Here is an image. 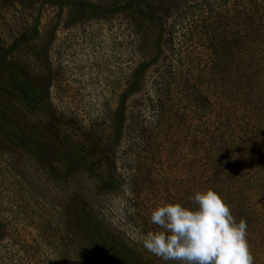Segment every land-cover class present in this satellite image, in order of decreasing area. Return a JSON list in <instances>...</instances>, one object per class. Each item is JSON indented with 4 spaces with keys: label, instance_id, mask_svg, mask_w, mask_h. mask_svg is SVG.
<instances>
[{
    "label": "rangeland",
    "instance_id": "obj_1",
    "mask_svg": "<svg viewBox=\"0 0 264 264\" xmlns=\"http://www.w3.org/2000/svg\"><path fill=\"white\" fill-rule=\"evenodd\" d=\"M122 2L0 0L2 82L29 97L32 87H48L47 104L28 111L25 97L4 94L0 82V264L105 262L89 238L86 224L93 215L142 259L165 264L139 241L157 230L151 212L178 201L175 182L188 179L187 158L171 146L161 148L152 136L147 147L128 129L117 142L111 135L115 110L124 105L126 116L129 105L144 103L156 69L140 79V94L123 98L131 72L157 52L153 34L159 20L142 21V37L133 38L123 15L112 13V5ZM66 120L79 128L71 136L76 148L66 149L87 168L94 153L108 157L116 188L100 192L82 168L67 175L62 147L50 132L52 125L63 130Z\"/></svg>",
    "mask_w": 264,
    "mask_h": 264
},
{
    "label": "trees",
    "instance_id": "obj_2",
    "mask_svg": "<svg viewBox=\"0 0 264 264\" xmlns=\"http://www.w3.org/2000/svg\"><path fill=\"white\" fill-rule=\"evenodd\" d=\"M185 1L123 0L112 5L133 38L142 37V21L154 17L159 22L153 34L157 52L131 72L123 98L129 101L141 93L139 81L155 65L151 93L144 103L129 105L126 116L124 105L115 110L111 135L117 142L128 129L139 145L150 146L152 136L161 148L171 146L180 159L186 156L188 179L175 182L179 197L174 203L194 206L197 191L211 187L219 192L237 221H247L254 264H264V0ZM0 80L4 94L25 97L28 111L47 104L48 87H32L29 97ZM65 123L66 129L52 125L50 132L62 147L67 175L82 168L96 179L100 192L116 188L119 181L108 157L94 153L87 168L75 151L66 149L76 148L71 136L79 128L71 120ZM70 163L75 165L67 170ZM88 222L94 253L105 260L96 264H151L97 216Z\"/></svg>",
    "mask_w": 264,
    "mask_h": 264
},
{
    "label": "clouds",
    "instance_id": "obj_3",
    "mask_svg": "<svg viewBox=\"0 0 264 264\" xmlns=\"http://www.w3.org/2000/svg\"><path fill=\"white\" fill-rule=\"evenodd\" d=\"M193 205L157 206L150 215L157 230L140 237L143 248L165 264H254L247 221H237L219 192L197 191Z\"/></svg>",
    "mask_w": 264,
    "mask_h": 264
}]
</instances>
